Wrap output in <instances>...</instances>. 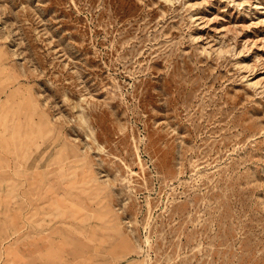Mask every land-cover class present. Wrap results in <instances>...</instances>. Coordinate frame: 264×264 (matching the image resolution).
<instances>
[{"label":"rangeland","instance_id":"1","mask_svg":"<svg viewBox=\"0 0 264 264\" xmlns=\"http://www.w3.org/2000/svg\"><path fill=\"white\" fill-rule=\"evenodd\" d=\"M0 264H264V0H0Z\"/></svg>","mask_w":264,"mask_h":264}]
</instances>
